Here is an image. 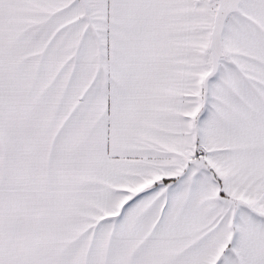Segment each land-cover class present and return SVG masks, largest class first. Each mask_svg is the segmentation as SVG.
<instances>
[{"label": "snow or ice", "instance_id": "6c2138e0", "mask_svg": "<svg viewBox=\"0 0 264 264\" xmlns=\"http://www.w3.org/2000/svg\"><path fill=\"white\" fill-rule=\"evenodd\" d=\"M0 264H264V0H0Z\"/></svg>", "mask_w": 264, "mask_h": 264}]
</instances>
